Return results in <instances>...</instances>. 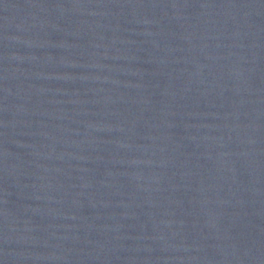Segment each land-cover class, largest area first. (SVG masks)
Masks as SVG:
<instances>
[{
  "label": "water",
  "instance_id": "1",
  "mask_svg": "<svg viewBox=\"0 0 264 264\" xmlns=\"http://www.w3.org/2000/svg\"><path fill=\"white\" fill-rule=\"evenodd\" d=\"M0 264H264V0H0Z\"/></svg>",
  "mask_w": 264,
  "mask_h": 264
}]
</instances>
